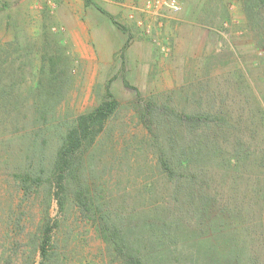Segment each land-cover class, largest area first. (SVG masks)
<instances>
[{
  "label": "rangeland",
  "instance_id": "1",
  "mask_svg": "<svg viewBox=\"0 0 264 264\" xmlns=\"http://www.w3.org/2000/svg\"><path fill=\"white\" fill-rule=\"evenodd\" d=\"M243 1L178 0L179 11L160 8L156 18L153 0H0V264H38L35 236L46 213L59 224L52 264H115L74 205L73 189L85 185L92 212L99 208L107 223L122 219L130 241L142 231L177 246L171 264H264V48ZM44 30L69 67L62 94L40 115L27 102ZM107 92L117 110L85 150L60 213L51 179L57 150ZM147 102L152 132L137 115ZM201 109L219 111V135H228L195 161L207 172L202 195L211 206L202 209L190 193L178 206L158 167L170 135L191 129L177 115ZM235 130L248 149L237 161Z\"/></svg>",
  "mask_w": 264,
  "mask_h": 264
},
{
  "label": "trees",
  "instance_id": "2",
  "mask_svg": "<svg viewBox=\"0 0 264 264\" xmlns=\"http://www.w3.org/2000/svg\"><path fill=\"white\" fill-rule=\"evenodd\" d=\"M242 6L252 32L256 34L257 45L264 48V0H244ZM100 13L108 15L102 10ZM50 40L52 39L48 32L44 30L41 39L39 78L35 86L29 91L32 99L27 102L31 109L40 115L49 110L50 105L54 103V98L62 94L68 82L66 72L69 67V60L65 56L62 46L57 41L52 40L53 42H51ZM4 71L6 72V69L0 73H4ZM117 106L115 99L107 92L106 98L100 101L97 107L78 116L73 126L65 132L57 150L51 173L55 187L54 195L60 213L65 207L64 198L69 190L66 191L69 179L74 177L72 175L77 172L85 150L90 148L104 131L107 121L115 114ZM153 106L152 102H147L141 107L142 111L137 113L140 121L143 125L148 126L150 132H152V127L146 122V119L148 113L155 109ZM217 109L219 110V108ZM156 113L158 112L156 111ZM212 113L215 117L212 120V126H208L210 123H208L207 117H210ZM219 115H221L219 111L208 112L203 109L195 115L184 113L177 115L179 126L181 125L185 129L190 127L191 129L184 133L187 137L180 136L178 138L170 135L169 147L164 150L165 152L162 154L164 156L160 157L158 167L163 180L167 182V187L181 197V200L177 202L178 206L185 204V200L189 202L190 196L195 197L197 208L202 209L204 206H211L206 194L205 196L202 195V182L207 180V172L200 165H196L195 161L214 155V151L226 139L225 136L228 137L227 133L219 135V131L222 129L221 123L225 120ZM195 123H203L205 129L202 126L194 129ZM242 135L243 132L235 130L229 136L234 161H237L240 155H247L245 153L248 151L247 147L240 142ZM231 161L230 159L229 164ZM75 182L76 180L73 182L74 185ZM80 185L81 183L78 186ZM73 191L74 205L85 215L88 221L93 223L99 238L116 256L115 264H171L170 256L175 255L178 250L177 246L174 245L171 248L170 243L168 246L163 238H156L151 233L146 235L142 231H139L138 237L130 241L124 235L122 219H116L114 223H107L100 215L101 210L99 208H96L98 212H92V206L88 205L90 192H88L89 189L86 185L83 190L73 189ZM58 227V221H52L47 213L42 215L35 236L37 240L35 252L39 256L38 264H52L55 256H57L54 240ZM148 235L150 238L146 239ZM150 241H152V245L149 247Z\"/></svg>",
  "mask_w": 264,
  "mask_h": 264
},
{
  "label": "built area",
  "instance_id": "3",
  "mask_svg": "<svg viewBox=\"0 0 264 264\" xmlns=\"http://www.w3.org/2000/svg\"><path fill=\"white\" fill-rule=\"evenodd\" d=\"M153 4L156 10L151 12V14H153L156 18L160 16L158 11L160 8L167 9L171 12H177L180 9L178 0H153Z\"/></svg>",
  "mask_w": 264,
  "mask_h": 264
}]
</instances>
